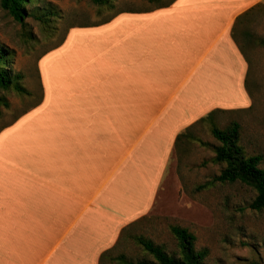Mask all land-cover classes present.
I'll return each mask as SVG.
<instances>
[{"label":"crops","instance_id":"0c3cea01","mask_svg":"<svg viewBox=\"0 0 264 264\" xmlns=\"http://www.w3.org/2000/svg\"><path fill=\"white\" fill-rule=\"evenodd\" d=\"M260 1L105 11L44 52L40 99L0 129V264H99L152 207L178 132L245 99L231 29Z\"/></svg>","mask_w":264,"mask_h":264},{"label":"rangeland","instance_id":"374dc122","mask_svg":"<svg viewBox=\"0 0 264 264\" xmlns=\"http://www.w3.org/2000/svg\"><path fill=\"white\" fill-rule=\"evenodd\" d=\"M167 1L111 0L112 7L107 9L105 5L99 9L91 0H31L26 4L28 10L51 9L54 15L47 22L27 16L24 24L0 7V47L8 55L7 67L22 74L20 83L30 92L22 95L11 88H0V129L38 102L41 90L38 61L44 52L62 41L68 29L93 25L92 22L104 17L105 11L109 15L121 9L152 8ZM239 23L236 38L248 63L244 79L246 96L233 106L217 108L214 120L221 128L237 121L240 144L248 154L261 155L264 166V47L252 40L264 37V9H254ZM244 29L251 36L245 38ZM187 132L195 138L182 136L176 140L152 207L122 228L99 264H124L121 255L132 262L140 260L145 254L133 238L136 235L150 238L172 253L175 239L169 231L170 224L187 227L196 236V248L208 250L205 264H264V209L253 210L248 206L254 191L239 182L215 181L196 188L211 181L224 164L213 161L218 141L207 122L196 120L187 127Z\"/></svg>","mask_w":264,"mask_h":264},{"label":"trees","instance_id":"16d2710c","mask_svg":"<svg viewBox=\"0 0 264 264\" xmlns=\"http://www.w3.org/2000/svg\"><path fill=\"white\" fill-rule=\"evenodd\" d=\"M31 0H0V7L8 11V13L21 24L25 23L27 16H33L41 22H47L49 16L54 15L51 9L30 11L26 4ZM101 9L107 5V9L112 7L111 0H91ZM157 1V0H150ZM172 0L167 1L159 6H166ZM254 9H264V2H258L247 11L236 18V21L231 29V36L236 41L240 50L242 48L237 41L236 34L239 26V21ZM244 37L251 36V33L244 29L242 31ZM255 43L264 47V37L256 36L252 39ZM8 66V55L3 47H0V88L13 89L16 93L29 95L30 92L21 83L22 74L19 72L13 73ZM0 97V101H1ZM215 110L208 111L202 115L197 122H207L212 136L218 141L215 147V155L213 161L224 164L219 174L215 175L211 181L197 185L196 188H204L215 181L221 183L239 182L246 185L254 191V196L249 203V207L253 210L264 209V166H261L262 157L259 154H248L244 147L240 144V124L232 120L224 128L219 127L214 120ZM191 126V125H190ZM182 136L194 139L192 135L188 136L187 127L178 132L176 140ZM169 231L175 239V250L168 253L166 249L155 243L150 238L143 235H136L135 242L141 247L145 255L136 262L125 260L124 255H121L122 263L124 264H205V259L208 256V250L205 247L196 248V236L184 226L179 224H170ZM107 254V251L101 254L102 258Z\"/></svg>","mask_w":264,"mask_h":264}]
</instances>
